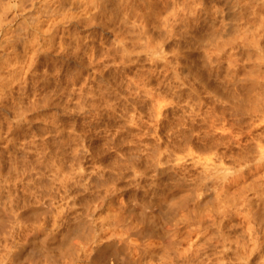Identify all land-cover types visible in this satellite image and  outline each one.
<instances>
[{"label": "rangeland", "instance_id": "rangeland-1", "mask_svg": "<svg viewBox=\"0 0 264 264\" xmlns=\"http://www.w3.org/2000/svg\"><path fill=\"white\" fill-rule=\"evenodd\" d=\"M18 1H21L22 6H19ZM151 1L152 0H150V1L149 0H136V1L134 0V2H133L134 6L136 5L134 10L136 11V13L133 12L132 15L138 14L136 18H139V19L138 20L134 19L135 21H133V24L135 26L133 27V29L135 28V30H137L136 27H138L139 21L142 20V18L147 19V21L149 23H151L152 21H155L154 25L157 24L158 27L161 25L160 26L161 29L163 28V26H162L163 23L159 22V21L163 20V22L165 21L168 23L164 27L165 29L163 28L161 31L162 33H164V36H162L161 32L159 33V34H161L159 36L158 32L155 31L156 29H151L152 27H149L150 28L149 29V32H150L149 35H151V37L149 39H150L151 45L153 47V51L155 52L154 53L155 55L154 54L151 55V53H149V52H148L149 54L146 52H140L139 53V51L142 50L141 47L145 43V40H144L145 38L141 37L140 39H138V37L136 36V34L138 33L137 31L130 30L131 31L130 32L129 30H126L127 33L123 32L124 34H127L126 36L124 34H119L120 37L118 38V36H117V38H115V36L112 32H110L106 28L104 29L103 26H100L99 23H97V21H90V22L87 21L89 24L85 23L83 21V22H80L78 24L76 17L80 18V16H82V18H84V16L86 17L88 14H87V12L83 13L84 11L81 10L83 7L81 9L79 6L77 7V3L75 4V2H76L75 0H0V20H1L0 21V103H1V105H0V119L2 118L1 122L5 123L6 127H7V125H9L10 127L14 126V127L19 128V129L10 128L9 130L15 129L13 131L14 134H12L13 136L14 135L15 136L14 137H11L12 135L8 136L10 138H13V140H16L17 144L15 143V141L12 142V140H11L10 145H9L10 148L4 147L6 144H3V142L5 143L7 141V139H9L7 137V135H4V137L5 136L7 137V138L6 137L4 138L5 140L3 139L0 141V143H1L0 144V154L2 153V155L0 156V159L1 160L3 159L4 164H5V165L3 164V166H2V168H3L2 172L4 173V171L6 170L4 168H6V167L8 168V166H9V168H8L9 170H6L5 173L8 174L10 172L8 174V176H10L12 174V172H14L13 170H11L12 168L10 166L12 163L9 162V159L7 158L9 156V154H7L5 148L8 149V151H9L8 153L11 154L13 151L15 152L16 149H19V147L18 148L16 147V149H15L14 146L15 145L20 146L21 142H22V147H20V149L18 150L19 152L16 151L17 153H15V155L17 154L16 155V164L18 167L20 165H21L20 167H22L21 163H24V165L25 164L28 165V163L31 164V162L33 160V166H32L33 169H31V165L28 166L30 168V170H32V171H30L28 168L29 171L27 170V173H26V175L27 174L30 175L29 179H27L28 175L26 176L25 174H22L21 176H23V177L19 178L20 174H18V178H19L18 182H17V179H16V181H14L12 179V184L15 183V184H13L14 187H11L13 185H11L10 182H11V178H13V177H14V179L17 178L16 173H13V176L11 175L12 177L11 176L8 177L7 174H5V173H4V175L1 174L2 172H1V167H0V172H1L0 174L2 175V176L0 175V178L5 177V175H6L5 178L0 179L1 180L0 182H2V180H3V182H2L3 184L0 183V201H1L0 204L2 205V207H3V204L5 207L7 205L6 203L8 202V203H10L11 206L14 207V208L12 207V209L17 212V210L21 207V205L23 204L22 206H24L25 205L24 203H26V201H27V203L28 202L29 203L31 202L32 204L35 203L33 205L30 203L29 206L37 209V208H39L40 202L41 201L43 202L44 197L47 196L48 194L49 195L52 194L51 189H53L54 195H52V197H54V198L57 197V198H55L56 201L54 203L55 209H58V207H61V208H59V210L62 209V210H60L61 214L63 213L66 215H68V214L70 215L72 212H74V213H72V215H70V216H73L77 212H80V213L81 212L82 213H85V212L88 213L89 212V215H90L89 218H90V220H92L93 224L98 225L99 222H101L103 224L104 223L106 224L108 222L112 223L113 218L114 219L116 218L117 213L119 214L122 212V206L124 205V202L125 203L130 202L132 204L135 203L136 205L140 204L141 206H143L144 204L147 203V200H148L147 198L151 197L150 194L153 190V188L151 186H150V188L148 187L151 184L150 182L153 181L152 179H156L155 181H157V180L160 181L161 177H163L165 175L164 172H167V174L170 173V175H173V172H169V171H173L172 170L173 167H171V166H173L174 162L172 163V161H170V163H167L169 167H167V164H160L161 166L163 165L162 166V169H163L162 172L164 173V175L159 174L158 175L159 179L156 178L157 176L150 174L152 169L156 168L155 166L152 167L153 165H151L152 168L150 167L151 171L148 169L147 170L148 172L145 173L146 175L148 174L146 176V178L144 176L143 178L139 179L140 177L137 176V174H135V172L133 170V166H131V163L134 161L136 162V159L138 157H140L141 155H144V157H142V158H145L146 157L145 154L146 153L149 154V152L151 151L150 148H154V147H152L153 145L156 148L158 146V143H161V145H164L165 143H167L170 140V139L167 140L169 135L174 136L175 131L177 130L178 126L184 128L183 124L186 122L188 123V121H186V120H188V118L192 119L193 116L195 117L193 119H196V122L193 124V126L198 125V127L196 126L197 130H196V127H192V125L187 124V126H189V125L191 126V127L190 126L188 127L189 130L186 128H185V130L182 128L180 129V127H179L178 129H180V130H178V132L176 131V134H178V133L182 134V132H184L186 135H191V136L193 134H195V135H193V137H194L193 143H197L199 141L197 138L199 136L202 137L204 134V137L206 138V140H205L206 146H207L208 142H209V145L214 146V150H212L209 153H205V154L211 155V153H214V151L216 152L217 148H218V152L220 149V155H221V150H223V149L225 151L223 150L222 155L224 153L225 156L227 154H229L228 153L229 151H232V153L231 152L230 153L234 155L233 158H235V156H237L238 154H239L238 155V157H239L242 152L243 153L245 152V150L248 151V152L247 151L245 152L246 154L250 153L249 155L252 157L257 156L256 155L257 154L256 148H255V144H254L255 142L253 141V137L257 136V138H259L261 140V143L263 142L262 144L264 145V120H263L264 115L261 113V115H263V118H261L260 115L249 114V112L247 111L249 106L247 105L248 102L246 101V100H248V97H247L248 92L242 91V90H247L248 84H250V82H251L250 78H253V77H251V76H253L251 74L255 71L258 64H261V65H258L259 67H257V68H259V69L258 70L256 69L257 73L255 72L256 74L254 75V78H257L255 80L259 81L260 83H263V85H264V79H263L264 78V76H263L264 75V61H263V63L257 64L256 61L254 60V54L256 53V56H257V53H258L257 50H255V48H253V47L252 48L251 47H249V48L248 47L247 48L241 47L242 45L240 44V42H238V44L235 43L232 48L226 47L225 55H224L226 58L224 56H222V59H219L218 61H215V58H212L211 59L212 62L210 64H208L209 62L207 59H204V57L206 56L205 55L206 51H207L206 54L209 55L212 52V48L216 42H223L224 39L228 41L231 38L230 35L232 34V29L236 26L235 23H237L236 22L237 18H235V17L238 16V15H234V14H238V10L233 9V6L231 7V5L235 4L234 2H236V0H234V2H232L231 0H227V1L226 0H194V1L193 0H181V1L175 0L176 3L174 2V0H158L160 2H157V0H156V4H157V5L155 4L156 6H158L159 5L158 3H160V6H158V7L159 8L161 7V10L158 8L159 12L157 10V7L155 5H153V2H155V0H153L152 2ZM164 1H166V2L164 3ZM246 1H249V0H246ZM140 2H141V4H140ZM194 2H196V3H194ZM72 3H74V7H73ZM162 3H164V4L161 5ZM167 3L171 4L172 7L175 5L174 8H176L175 9L176 12H175V10L173 11L172 7H170L171 5H168ZM181 3L184 5L182 6ZM178 5L181 7H179ZM139 7H141V8H139ZM169 7H170V9H169ZM182 8H184V9L182 10ZM229 9H230V11H229ZM170 10H171V13L169 12ZM149 12H151L150 16H149ZM179 12H181V13H179ZM81 13H83V14L81 15ZM174 13L177 14L176 17H175L176 14H174ZM213 13H215V15ZM147 14L151 19H153L152 21H151V19L149 20L148 16H146ZM154 15H155V17H152ZM156 15H158V17H157L158 19L156 18ZM161 17H162V19H161ZM163 17L165 20L163 19ZM168 17H170V18H168ZM177 17H179V18H177ZM154 18L156 20H154ZM172 18H173V22L171 20ZM176 18L178 21H176ZM184 18H186V19H184ZM159 19H161V20H159ZM218 19H221V22ZM230 19H232V20H230ZM182 20L183 21L185 20V22H183ZM204 20H206V21H204ZM136 21H137V23H136ZM156 21H157V23H156ZM94 22L97 26L94 25ZM181 22L184 24H181ZM130 23H132V22H130ZM224 23H226V24L224 25ZM230 23H232V25ZM81 24H83V25L81 26ZM130 26H132V25L130 24ZM239 26H240L239 28H242L243 25L240 24ZM100 27H101V29H100ZM165 30H167V33L165 32ZM178 30H180V31H178ZM216 30H218V31H216ZM220 32H222V33H220ZM169 33H170V35H169ZM179 33H180V35H179ZM128 34H129V36H128ZM213 34H214V36H216L215 37L216 41L214 39ZM60 35H61V37H60ZM257 35H255L254 41L255 42L258 41L259 48L263 49V53H264V37H263L264 36V30H263V33L259 32V34H257ZM198 36H201L200 40H198L199 39ZM134 37H136V38H134ZM158 37H160V39ZM161 37H163V38H161ZM203 37H205V38H203ZM157 38L159 40H157ZM120 39L121 40L124 39L122 43H121ZM127 39H129V40H127ZM133 39H135V40H133ZM209 40H212L213 44ZM200 41H201V43H200ZM72 42H73V44H71ZM193 45H194V48H193ZM202 46H203V48H202ZM125 47H127V48H125ZM44 48H45V50H44ZM123 48H125L124 50H126V51H124ZM161 48H163V49L161 50ZM198 48L199 49L201 48V49L199 50ZM81 49L82 50L84 49V50L81 51ZM77 50H79V51H77ZM131 50H133L132 51L133 53L131 52ZM249 50H251V51H249ZM201 51L202 52L205 51L204 52L205 56L202 55L203 53ZM227 51H229V52H227ZM88 52H89V54H88ZM231 52H233V53H231ZM119 53L121 54V56ZM164 53H165V56H164ZM246 53L250 56L252 55L253 56V57L251 56L252 59L250 56H249L250 57L249 59L245 58V57H247ZM100 54H103V55H100ZM115 54H117V55H115ZM227 54L228 55L232 54L231 60L233 61L232 62L233 63L232 68H231L233 77H231L230 79L228 78V75L226 73L227 67L225 64L226 63L225 60H227ZM237 54H238V56H237ZM72 55H73V57H72ZM76 55H77V57H76ZM111 55H112V58H111ZM263 56H264V54H263ZM30 57H31V59H30ZM103 57H104V59H103ZM72 58H73V60H72ZM205 58H207V56ZM85 59H86V61H85ZM233 59H235L237 62ZM220 60H221V62H220ZM105 61H106V64H105ZM213 61H215V63L217 62L216 65H215V63H213ZM160 62H161V64H160ZM207 64L211 65V66L208 67ZM60 65H62V66H60ZM153 65H154V68H153ZM194 65H196V66H194ZM210 67H211V69H210ZM140 68H141V70H140ZM213 69H215V70H213ZM253 69H254V71H252ZM188 70H190V71L188 72ZM110 71L111 72L113 71V72L111 73ZM209 71H211V72H209ZM245 71L246 72L252 71V73L249 74L250 72L246 73ZM163 72H165V73H163ZM196 72L198 74H195ZM239 72H241V73H239ZM51 73H53V74H51ZM156 73H159V74H156ZM139 74L140 75L142 74V75L140 76ZM66 75H67V77H66ZM192 75H194V76H192ZM131 76L133 77V79ZM138 77H139V79H138ZM194 77H195V79H194ZM83 78H84V80H82ZM167 78H169V79H167ZM198 78H199V80H197ZM218 78H219V80H218ZM131 80H134V81H131ZM136 80H138V81L136 82ZM247 81H249V82L247 85H245ZM125 82H127V83L131 82V83L126 84ZM188 83H189V85H187ZM23 84H24V86H23ZM145 84H146V86H145ZM183 84H185V85H183ZM128 85H129V87H128ZM156 85H157V87H155ZM179 86H181V87H179ZM222 86H224V87H222ZM146 87L148 90L146 89ZM177 87L179 89L181 88L180 90H182L181 91L182 94L180 96L177 95L178 91H180ZM233 88H234V91H233ZM212 89H213V91H212ZM73 90H74V92H73ZM47 91H49V92H47ZM101 92H102V95H101ZM226 92H228L229 94ZM235 92H236V94H235ZM245 92H246V94H245ZM135 93H136V95H135ZM187 93H189V95H187ZM224 93H226V94H224ZM10 94H13V95H10ZM86 94L88 96L87 99H86V97H87ZM161 94H162V96H161ZM216 94L217 95L219 94V95L216 96ZM230 94L231 95L235 94L236 97L238 98V100H237V98L235 99V95L234 96L232 95L233 97H231ZM4 95H5V97H4ZM186 95H187V97H186ZM194 95H195V98H194ZM245 95H247V96H245ZM150 96H151V98H150ZM141 97H142V99H141ZM104 98H105V100H104ZM146 98H149V99H146ZM226 98H228V99H226ZM229 98H230V100H229ZM10 99H12V100H10ZM41 99H42V101H40ZM43 99H44V102H43ZM167 99L169 100L168 102H167ZM239 99H241V100H239ZM30 100H31V102H30ZM64 100H65V102H64ZM173 100H174V102H176L175 104H174V102H172ZM236 100L239 103L243 102V104L240 105L243 110L239 108L240 106L236 105V103H238ZM104 101H105V103H104ZM162 101H164L165 103ZM185 101H187V102H185ZM234 101H235V105H236L235 109L233 108V107H235ZM32 102L37 103L39 105V107L37 106V104H35V106L32 105V104H34ZM46 102L48 104H46ZM109 102H110V104H109ZM245 102H247V103H245ZM21 103H23V104L25 103L24 106L26 105L27 107L26 108L24 106L23 107L25 109H28V110H27L26 116L23 113L21 116V119H18L19 120L18 121V120L13 118L14 116L10 117V116H12L10 110H12L11 105L16 104L19 106V105H22ZM172 103H173V105H172ZM28 104L31 107L33 106L34 110L33 109L30 110L31 107ZM52 104L54 106H52ZM102 104H103V106H102ZM122 104H123V106H122ZM133 104H134V106H133ZM245 104L247 105L246 106L247 109H244ZM3 105H5V106L7 105L6 107L11 108V109L8 110L6 107H5L6 108L5 109ZM61 105H62V107H61ZM200 105L202 107V110L196 111V112H198L197 114H199V115L201 114V116H202V113H204V112H206L208 114L207 115L205 113L208 118L206 120L207 123H204V124L201 122L200 118H198L199 115L197 116L195 114V110L198 109L197 107L201 108ZM2 106H3V108H2ZM165 106L167 109L165 108ZM36 107H37V109H35ZM59 107H60V109H59ZM185 108H186L187 112L184 110ZM238 109H240V110H238ZM4 110H8V111L6 112ZM192 110H193V112H192ZM241 110L242 111L245 110L246 113H248L249 115L246 114L245 112H243V114H245V115H243ZM262 110L264 111L263 108H262ZM127 112H129V113H127ZM160 113H162V114H160ZM171 113L174 114V116ZM179 114L181 115L180 116L182 119L181 122H179L177 119V118L180 119ZM7 115H10V116H7ZM5 116H7L6 120H4ZM27 116H29V117H27ZM166 116H168V117H166ZM182 116H184V118H185L184 120H183ZM30 117H31V119L36 118V119L31 120L33 123L30 121V119H29ZM166 118L169 119V122H171V123H169ZM11 119H13L14 121L13 120L11 121ZM23 119H25L26 122ZM197 119H199V121L201 123ZM211 119L214 121H217V122H214ZM43 120H44V122H42ZM158 120H160V121H158ZM208 120L210 121L211 124H212V122H214L215 126L212 124V127H216V128L213 129ZM7 121H9V122H7ZM16 121L18 122V125H17ZM174 121H176V122L178 121L177 123H179V124L177 125V127H176V125L174 127V124H177ZM250 121L253 123H251ZM19 122H22V123H19ZM231 122H233V123H231ZM10 123H12L11 124L12 126L10 125ZM172 123H173V126L170 125ZM196 123H198V124H196ZM225 123H227V124H225ZM180 124H182V126ZM28 125H30V126H28ZM50 125H51V127H50ZM110 125H111V127H110ZM208 125H210V126H208ZM229 125L232 126V129ZM3 126H5V125H3ZM206 126H208V127H206ZM59 127H62V128L59 129ZM63 127H65V128H63ZM210 127H211V129H210ZM227 127H229V129ZM28 128L29 129L32 128L31 129L32 134ZM39 128L40 129L42 128V130L40 132H37L40 130ZM70 128H71V130H70ZM165 128H168V129H165ZM198 128L203 129L204 131L203 130L201 131ZM204 128H206V131ZM7 129H4V130H7ZM156 129L158 131H156ZM194 129H195V131L193 132ZM222 129L223 130L225 129V130L223 131ZM24 130L28 131V133L26 132L28 135L25 133V135L22 136L21 132ZM68 130L71 132H69ZM198 130L200 131V133L198 132V134H197L196 132ZM191 131H192V134H191ZM229 131H230V133H228ZM247 131H250V132H247ZM33 132L36 134H34ZM159 132L161 134L167 133L169 135L166 134L164 137V134H162V136L157 134ZM203 132L209 133L208 135L209 136L211 135L210 138L208 135L207 136L205 135L207 133H203ZM10 133H11V131H10ZM29 133L31 134V137H30ZM153 133H155V135ZM227 133L231 135L229 137H231L230 139H232L234 143H232V141L230 139H228L229 137H228ZM19 134H21L20 137H19ZM38 134H40L42 138L39 137ZM176 134H175V136H176ZM36 135H37L38 139H37ZM51 135H53L52 137L54 138V140H53L54 143L52 141L53 138L51 139ZM156 135H159L158 136L159 138H157ZM234 135H236L239 138L237 139L236 136H235L236 138H234ZM32 136L34 137V139ZM68 136H69V138H68ZM166 136H168V137H166ZM196 136H198V137H196ZM15 137H16V139H15ZM23 137L25 140L21 139ZM55 139H57V140H55ZM78 139H80V141ZM49 140L52 141V143L48 142ZM60 140L63 143L62 142L60 143ZM174 140H176V138ZM215 140L217 141L216 145L219 146L217 148L215 147L216 145H213V143L216 142ZM228 140H230V143H228L229 142ZM43 141L45 143H43ZM235 141L238 142L239 145ZM39 142L41 144H37ZM7 143H9V142L7 141ZM48 143L50 144V146H51V144H55L57 146L55 147V145H52L50 147V146H48L49 145ZM24 144H26L27 147L23 146ZM29 144H31V145H29ZM59 144H61L64 147V150L67 151V152H65V154H67V155H65V158H66L65 160H67V161H66V163H64L65 164L64 175L67 172L68 176L65 175L67 177L66 179H68V182L71 183L70 184L66 181L65 186L68 189L66 187L61 188V186H58V185H56L57 187L56 186L53 187L54 185L52 187H51V185L50 186L49 185L43 186L42 183L40 184V182L39 183L36 182L38 180L37 178L40 176V173L42 172V170H39L41 166H38V165H40L38 163L41 159V155L44 156V154L39 155L40 154L39 152H41V150H44L43 153L46 152L47 156L53 157L52 154H49V153L53 152V150H56L58 148ZM155 144H157V145H155ZM244 144H246L248 146H246ZM11 145H12V147H11ZM28 145L31 146V148L30 147L28 148ZM33 145H34V147L37 146L36 149L39 152L36 149H34V150L32 149ZM242 145H244L246 147H244ZM96 146H97V148H96ZM23 147L26 148V149L24 148L26 151L27 150L29 151V149H31L29 151L30 153H31V151L36 152L35 154L39 153L38 155L40 158H37V159H39V161L37 159H35L38 155L35 156L34 153L30 154L27 151L26 153L31 155V156H28V154H26L24 152L25 150L22 149ZM46 147H48V148L50 147L51 149L49 148L50 150L49 149L47 150ZM52 147L56 148V149H52ZM146 147H147V149H146ZM11 148H13V149H11ZM73 148H75V149H73ZM70 150L73 152H71ZM128 150H130V151H128ZM22 152H24V154H26V155H24ZM225 152H227V153L225 154ZM19 153L22 154V156H20ZM69 154H70V156H69ZM218 154L219 153H217V156H218ZM231 154H229V155H231ZM18 155H19V158H18ZM179 155H181V154H179ZM182 155H184V154H182ZM212 155L214 156V154H212ZM229 155L226 157L224 156L226 158V160L223 159V162L225 163V161H226L225 165L226 166L229 165L228 167H232L233 162H232V158L231 159L229 158ZM47 156H44L46 159V162H47V160H49L48 158H46ZM21 157L24 158L25 161L21 160V163H18V161L20 162ZM206 157H210V156L208 155ZM238 157L236 159H238ZM6 158L8 160H6ZM26 158H28V159L26 160ZM127 158H128V160L129 159L132 160V158L134 160H132V162L130 161V163L127 160L128 163H126L125 164L126 166H124L123 162L125 163ZM73 159H75V160H73ZM28 160H29V162H28ZM65 160H64V162H65ZM70 160H72V161H70ZM78 160H80V161H78ZM49 161H51V159ZM183 161L185 162V165H188V163H190L189 161H191V160L186 159ZM26 162H28V163H26ZM75 162H78V163H75ZM9 163H10V165H9ZM35 163H36V165H35ZM252 163L254 166L255 162H251V164ZM116 164H117V166H116ZM143 164H144V162H143ZM70 165L72 166V168ZM107 165H108V167H107ZM165 166L167 167V169H165ZM228 167H227V169H229V172H230L231 168H228ZM35 169H36L35 172L38 171L37 174L39 176L34 172ZM41 169H42V167H41ZM69 169H71V170H69ZM164 170H166V171H164ZM261 170L264 171V167ZM119 171H121V172H119ZM180 171H182V170H180ZM28 172H30V173H28ZM133 172H134V174H133ZM152 172L155 173L154 170ZM261 172H259V176H261V175L263 176L264 172L262 174H261ZM32 173L36 174L38 176V177L36 176L37 178L35 180H34L35 176H33ZM69 173H72V176ZM149 174H150V176H154V177L149 178L150 177ZM160 175H162V176H160ZM69 176H70V178H69ZM111 176H112V179H111ZM134 176H135V178H134ZM30 177H31V179H30ZM100 177H101V179H100ZM23 178L25 179V182H28L30 180V182L32 183V184L30 183V185L27 184L30 187V189L28 191L25 190V189H27L28 186L23 181L24 180ZM83 178H85V179H83ZM165 178L163 177L161 180H164ZM4 179L6 181H8V179H10V181H8L9 184ZM19 181H20V183H19ZM166 182H162V183L164 184ZM36 183L42 185L43 187L39 186V185L36 186L37 185ZM81 183H83V184H81ZM146 183H148V185H146ZM249 183H251V180ZM25 185L27 187H25ZM31 185H33V187H31ZM166 185L168 186V182H167V184L163 185L164 187L161 185L158 188L156 187L157 189H155V191H156L155 194L163 193V191L166 190V187H167ZM49 187L51 189H49ZM58 187L62 190H59ZM146 187H147L148 191H147V189H145ZM8 188H9V191H8ZM22 188H23V190H22ZM43 188H44V190H42ZM54 188L57 189V191L59 190V192L63 191V189H66V191L60 192V193L58 192L59 193L58 194L57 191L54 190ZM140 188L141 189L143 188L146 191L143 189L141 190ZM40 189H41V192H40ZM45 189L47 191L46 192L47 195L45 194ZM149 189H150V191H149ZM163 189H165V190H163ZM35 190L36 191L38 190L39 194L38 193L32 194V192H35ZM26 191H27V193H26ZM29 191H31V192H29ZM157 191H159V192L162 191V192L159 193ZM6 192H10L9 195H7L8 193H6ZM29 193H31V195ZM40 193H42V194L44 193L45 195L42 197V195ZM65 194H67V195H65ZM176 194H180V192H176ZM17 195H18V197H17ZM38 195H40L41 197H39ZM8 196H10V201L15 200L14 204L8 201ZM41 198H43V199H41ZM66 198H67V200H66ZM38 199H41V201L39 202ZM60 199H62V200H60ZM6 200H7V202H6ZM57 201H60V202H57ZM66 201L68 203L70 202V205H72L69 210L68 209L66 210L65 209L66 207H64L65 204L67 203ZM4 202H6V203H4ZM22 202H24V203H22ZM15 204H18V205H15ZM36 204H38V205H36ZM14 205L17 207L15 208ZM26 205H28V204H26ZM34 205L36 207H34ZM96 205H97V207H96ZM117 205L119 206V208L117 207ZM18 206H19V208H18ZM88 206H90V207H88ZM94 206H95V209H94ZM62 207H64V210ZM87 207H88V209H87ZM21 209L22 208H20L19 210H21ZM55 209L51 208L50 211L45 212L46 214H44V212H43L42 213L43 215L41 214L37 220H41L43 218H46L48 220V223H50V220H52L53 213H55V211L59 212ZM90 211H91V214H90ZM134 219H136V218H133V221H134ZM7 224L10 225V222ZM7 224L3 225V227L4 226L6 227V230H8V228H9ZM263 224H264V221H263ZM109 231H108V233L103 235V239L107 238L110 235V233L112 231H110V232ZM116 233H118V231ZM1 234H0V236H1ZM24 240H25V236H22V237H19L16 241H18V243L19 242L22 243L20 245H24L25 248L23 249L22 252H23V257L25 255V258H26V255L31 256V248L32 247L29 246V244H26L25 242H23ZM153 241H154L153 243H155L156 245H162L161 243L166 241V239L160 241L159 239L156 240L154 238ZM4 246H5L4 242L0 240V261L5 258L4 259L5 261H1V263L3 264V262H4V264L5 263L7 264V262L9 260L7 259V256H6L7 252H6V254L4 253V250H5ZM45 246H49V245L48 244L44 245V248H43V249H46L45 251L50 253V254L48 253V255L52 259H53V257H54V259H57L56 258L57 252L49 249L50 246L48 248H46ZM47 252H44V253H47ZM2 254H5V255H3L4 257H2ZM51 255H53V256H51ZM35 256L34 257L31 256L32 260L35 258V260H33V261H36L37 263H39V261L41 260L40 261L41 264L46 262L45 259L43 260V257L42 258L39 257L40 259H38L37 258L38 254H37V257H35ZM31 258L30 259L28 258V260L31 261ZM64 258L65 257H63L61 259L62 264H65L64 261H66V258L65 259ZM27 261L26 262L24 261L23 264L28 263ZM61 263H59V264H61Z\"/></svg>", "mask_w": 264, "mask_h": 264}, {"label": "bare ground", "instance_id": "bare-ground-1", "mask_svg": "<svg viewBox=\"0 0 264 264\" xmlns=\"http://www.w3.org/2000/svg\"><path fill=\"white\" fill-rule=\"evenodd\" d=\"M75 4L77 3V7L79 6L81 10H83V13L87 12V16L84 18H82V16H80V18L76 17V20L78 22V24L80 22H85L88 23L87 21H97V23H99L100 26H103V28L109 30L110 32H112L115 36V38L120 37L119 34H124L123 32H126V30H133V31H137L138 33L136 34V36L138 37V39L145 38V43L144 45L141 47V51L140 52H146V53H151V55H153L155 52L153 51V47L151 45L150 42V37L151 35H149V27H152L151 29H156L155 31L158 32V34L162 31V29L168 24L167 22H163L159 21L162 19H159V22H162V26L163 28L161 29V25L158 27L157 24L154 25L155 21H152L153 19H151L150 13L149 12V16L148 14L146 16L149 17V20L151 19V23H149L147 21V19H143L139 21V25L137 28V30H135V28L133 29V27L135 26L133 24V21L138 20L139 18H136L138 14H134L132 15L133 12L136 13V11L134 10L135 6H134V0H75ZM136 1V0H135ZM150 1V0H149ZM153 1V0H152ZM151 1V2H152ZM181 1V0H180ZM194 1V0H193ZM227 1V0H226ZM232 2H234V0H231ZM19 2V6H22L21 1ZM139 2V1H138ZM157 2H160L157 0ZM166 1H164L165 3ZM175 2V0H174ZM202 2V1H201ZM237 2V3H236ZM236 2H234L235 4H232L231 7L233 6V9H237L238 10V14H234V15H238L237 17V23H235V27L232 29V34L230 35L231 38L227 41L224 39L223 42H216L212 48V52L208 55L205 53V55L207 56V58H205L206 56L204 55V52H202L205 57L204 59L208 60V64H210L212 62V58H215V61H218L219 59H222V56L225 55V50L226 47H230L232 48L234 46L235 43L238 44V42H240V44L242 45L241 47H253L255 48V50H257V56L256 53L254 54V60L256 61V63H263L264 61V56H263V49L259 48L258 45V41H254V37L255 35L259 34V32L263 33L264 30V0H236ZM143 3V2H142ZM147 3V2H146ZM145 3V4H146ZM164 3H162L161 5H163ZM176 3V2H175ZM184 3V2H183ZM196 3V2H194ZM214 3V2H213ZM73 7H74V3ZM141 4V2H140ZM156 4V0L155 2H153V5ZM160 6V3H158ZM168 4V3H167ZM166 4V5H167ZM182 4V3H181ZM186 4V3H185ZM199 4V3H198ZM209 4V3H208ZM230 4V3H229ZM148 5V4H147ZM157 5V4H156ZM155 5V6H156ZM171 5V4H168ZM174 5V4H173ZM184 4H182L183 6ZM189 5V4H188ZM206 5V4H205ZM226 5V4H225ZM158 6L157 10H158ZM175 6V5H174ZM174 6L172 7V5L170 7H172L173 11L176 9L174 8ZM179 6V5H178ZM192 6V5H191ZM203 6V5H202ZM211 6V5H210ZM76 7V6H75ZM142 7V6H141ZM139 7V8H141ZM147 7V6H146ZM169 7V9H170ZM181 7V6H179ZM195 7V6H194ZM167 8V7H166ZM193 8V7H192ZM138 9V8H137ZM161 10V7L159 8ZM164 9V8H163ZM168 9V8H167ZM171 9V10H172ZM180 9V8H179ZM184 8H182L183 10ZM232 9V10H233ZM141 10V9H140ZM171 10L169 11L171 13ZM188 10V9H187ZM195 10V9H194ZM90 11V12H89ZM172 11V12H173ZM224 11V10H223ZM230 11V9H229ZM89 12V13H88ZM159 12V10H158ZM176 12V10H175ZM199 12V11H198ZM203 12V11H202ZM235 12V11H234ZM75 13V12H74ZM81 13V15L83 14ZM142 13V12H141ZM178 13V12H177ZM181 13V12H179ZM183 13V12H182ZM217 13V12H216ZM230 13V12H229ZM153 14V13H152ZM151 14V15H152ZM157 14V13H156ZM168 14V13H167ZM173 14V13H172ZM176 14V13H174ZM215 15V13H213ZM86 15V14H85ZM160 15V14H159ZM218 15V14H217ZM171 16V15H170ZM177 16V14L175 15V17ZM230 16V15H229ZM147 17V18H148ZM152 17H155L152 16ZM158 17V15H156V18ZM174 17V16H173ZM182 17V16H181ZM215 17V16H214ZM146 18V17H145ZM160 18V17H159ZM167 18V17H166ZM170 18V17H168ZM179 18V17H177ZM176 18V21H178ZM218 18V17H217ZM135 19V20H134ZM158 19V18H157ZM164 19V17H163ZM186 19V18H184ZM225 19V18H224ZM154 20H156L154 18ZM165 20V19H164ZM173 22V18L171 19ZM221 22V19H218ZM223 20V19H222ZM232 20V19H230ZM1 21V20H0ZM183 21V20H182ZM206 21V20H204ZM74 22V21H73ZM132 22V23H130ZM158 22V23H159ZM175 22V21H174ZM185 22V20L183 21ZM192 22V21H191ZM218 22V21H217ZM226 22V21H225ZM137 23V21H136ZM157 23V21H156ZM180 23V22H179ZM89 24V23H88ZM130 24L132 26H130ZM181 24H184L181 22ZM226 23H224L225 25ZM232 25V23H230ZM234 24V23H233ZM240 24H242V28H239ZM83 24H81L82 26ZM86 25V24H85ZM91 25V24H90ZM93 25V24H92ZM94 25L95 22H94ZM172 25V24H171ZM219 25V24H218ZM97 26V25H96ZM84 27V26H83ZM159 28V29H158ZM180 28V27H179ZM183 28V27H182ZM101 29V27H100ZM165 29V28H164ZM206 29V28H205ZM228 30V29H227ZM154 31V32H155ZM180 31V30H178ZM177 31V32H178ZM185 31V30H184ZM199 31V30H198ZM218 31V30H216ZM215 31V32H216ZM100 32V31H99ZM131 32V31H130ZM153 32V33H154ZM165 32L167 33V30H165ZM229 32V31H228ZM152 33V34H153ZM162 33V32H161ZM165 33V34H166ZM184 33V32H183ZM222 33V32H220ZM227 33V32H226ZM93 34V33H92ZM134 34V33H133ZM185 34V33H184ZM199 34V33H198ZM230 34V33H229ZM58 35V34H57ZM70 35V34H69ZM111 35V34H110ZM125 36L127 34H124ZM161 34H159L160 36ZM170 35V33H169ZM180 35V33H179ZM207 35V34H206ZM218 35V34H217ZM223 35V34H222ZM261 35V34H260ZM53 36V35H52ZM59 36V35H58ZM95 36V35H94ZM98 36V35H97ZM108 36V35H107ZM129 36V34H128ZM156 36V35H155ZM158 36V35H157ZM162 36H164V33H162ZM183 36V35H182ZM181 36V37H182ZM188 36V35H187ZM214 36V34H213ZM258 36V35H257ZM262 36V35H261ZM61 37V35H60ZM122 37V36H121ZM216 36H214L215 39ZM264 37V36H263ZM123 38V37H122ZM126 38V37H125ZM136 38V37H134ZM156 38V37H155ZM160 39V37H158ZM157 38V40H159ZM163 38V37H161ZM166 38V37H165ZM199 38V39H198ZM198 40H200L201 36H198ZM205 38V37H203ZM207 38V37H206ZM220 38V37H219ZM218 38V39H219ZM68 39V38H67ZM66 39V40H67ZM86 39V38H85ZM189 39V38H188ZM221 39V38H220ZM60 40V39H59ZM73 40V39H72ZM88 40V39H87ZM105 40V39H104ZM107 40V39H106ZM121 40V39H120ZM119 40V41H120ZM124 40V39H123ZM123 40H121V43L123 42ZM129 40V39H127ZM135 40V39H133ZM143 40V39H142ZM153 40V39H152ZM151 40V41H152ZM180 40V39H179ZM186 40V39H185ZM197 40V41H198ZM213 40V39H212ZM209 40L210 42L213 41ZM49 41V40H48ZM82 41V40H81ZM216 41V39H215ZM214 41V42H215ZM63 42V41H62ZM102 42V41H101ZM125 42V41H124ZM199 42V41H198ZM78 43V42H77ZM81 43V42H80ZM133 43V42H132ZM141 43V42H140ZM160 43V42H159ZM164 43V42H163ZM189 43V42H188ZM201 43V41H200ZM55 44V43H54ZM58 44V43H57ZM73 44V42L71 43ZM124 44V43H123ZM134 44V43H133ZM139 44V43H138ZM157 44V43H156ZM155 44V45H156ZM161 44V43H160ZM186 44V43H185ZM260 44V43H259ZM53 45V44H52ZM109 45V44H108ZM113 45V44H112ZM132 45V44H131ZM137 45V44H136ZM135 45V46H136ZM158 45V44H157ZM167 45V44H166ZM50 46V45H49ZM89 46V45H88ZM93 46V45H92ZM104 46V45H103ZM125 46V45H124ZM138 46V45H137ZM51 47V46H50ZM69 47V46H68ZM107 47V46H106ZM240 47V46H239ZM61 48V47H60ZM78 48V47H77ZM76 48V49H77ZM83 48V47H82ZM92 48V47H91ZM108 48V47H107ZM114 48V47H113ZM127 48V47H125ZM123 48V50L125 49ZM133 48V47H132ZM194 48V45H193ZM203 48V46H202ZM73 49V48H72ZM80 49V48H79ZM85 49V48H84ZM83 49V50H84ZM134 49V48H133ZM139 49V48H138ZM163 48H161L162 50ZM197 49V48H196ZM199 49V48H198ZM201 49V48H200ZM199 49V50H200ZM45 50V48H44ZM47 50V49H46ZM74 50V49H73ZM81 49V51H83ZM113 50V49H112ZM172 50V49H171ZM203 50V49H202ZM237 50V49H236ZM59 51V50H58ZM79 51V50H77ZM90 51V50H89ZM126 51V50H124ZM133 50H131L132 52ZM198 51V50H197ZM247 51V50H246ZM251 51V50H249ZM40 52V51H39ZM136 52V51H135ZM200 52V51H199ZM229 52V51H227ZM235 52V51H234ZM62 53V52H61ZM73 53V52H72ZM71 53V54H72ZM133 53V52H132ZM148 53V54H149ZM233 53V52H231ZM249 53V52H248ZM89 54V52H88ZM92 54V53H91ZM120 54V53H119ZM123 54V53H122ZM126 54V53H125ZM138 54V53H137ZM136 54V55H137ZM235 54V53H234ZM247 54V53H246ZM250 54V53H249ZM33 55V54H32ZM35 55V54H34ZM84 55V54H83ZM103 55V54H100ZM117 55V54H115ZM147 55V54H146ZM155 55V54H154ZM176 55V54H175ZM201 55V56H202ZM91 56V55H90ZM119 56V55H118ZM121 56V54H120ZM165 56V53H164ZM180 56V55H179ZM238 56V54H237ZM246 56V55H245ZM250 55L247 54V57L245 58H250ZM256 56V57H255ZM73 57V55H72ZM77 57V55H76ZM82 57V56H81ZM95 57V56H94ZM102 57V56H101ZM135 57V56H134ZM138 57V56H137ZM225 57V56H224ZM232 54L228 55L227 54V60L226 61V73L228 75V78L230 79L232 76V60H231ZM253 57V56H252ZM251 57V59H252ZM36 58V57H35ZM67 58V57H66ZM79 58V57H78ZM99 58V57H98ZM112 58V55H111ZM119 58V57H118ZM144 58V57H143ZM181 58V57H180ZM226 58V57H225ZM244 58V57H243ZM31 59V57H30ZM76 59V58H75ZM83 59V58H82ZM93 59V58H92ZM91 59V60H92ZM101 59V58H100ZM104 59V57H103ZM73 60V58H72ZM77 60V59H76ZM97 60V59H96ZM157 60V59H156ZM170 60V59H169ZM235 60V59H233ZM54 61V60H53ZM81 61V60H80ZM79 61V62H80ZM86 61V59H85ZM100 61V60H99ZM111 61V60H110ZM118 61V60H117ZM161 61V60H160ZM215 61H213V63H215ZM236 61V60H235ZM251 61V60H250ZM91 62V61H90ZM158 62V61H157ZM207 62V61H206ZM221 62V60H220ZM237 62V61H236ZM254 62V61H253ZM42 63V62H41ZM77 63V62H76ZM92 63V62H91ZM95 63V62H94ZM163 63V62H162ZM217 63V62H216ZM215 63V65H216ZM37 64V63H36ZM35 64V65H36ZM51 64V63H50ZM87 64V63H86ZM97 64V63H96ZM106 64V61H105ZM104 64V65H105ZM155 64V63H154ZM159 64V63H158ZM161 64V62H160ZM159 64V65H160ZM189 64V63H188ZM207 64V65H208ZM223 64V63H222ZM236 64V63H235ZM56 65V64H55ZM91 65V64H90ZM103 65V66H104ZM239 65V64H238ZM251 65V64H250ZM254 65V64H253ZM261 65V64H258ZM257 65V67H259ZM25 66V65H24ZM44 66V65H43ZM50 66V65H49ZM54 66V65H53ZM62 66V65H60ZM132 66V65H131ZM164 66V65H163ZM196 66V65H194ZM201 66V65H200ZM206 66V65H205ZM211 65H208V67ZM234 66V65H233ZM256 66V65H255ZM56 67V66H55ZM67 67V66H66ZM108 67V66H107ZM116 67V66H115ZM140 67V66H139ZM142 67V66H141ZM145 67V66H144ZM147 67V66H146ZM157 67V66H156ZM169 67V66H168ZM218 67V66H217ZM225 67V68H226ZM252 67V66H251ZM256 69L258 70L259 68ZM30 68V67H29ZM35 68V67H34ZM80 68V67H79ZM154 68V65H153ZM160 68V67H159ZM167 68V67H166ZM238 68V67H237ZM244 68V67H243ZM19 69V68H18ZM32 69V68H31ZM57 69V68H56ZM74 69V68H73ZM124 69V68H123ZM211 69V67H210ZM254 71V69L252 71H254L252 73V71H247L249 74L253 75L250 78L251 82L250 84H248L247 81L245 85L248 84L247 90H242V91H247L248 92V100H246L247 105L249 106L248 109L246 108V104L244 109H247V111L249 112V114L251 115H260L261 118H263L264 115V111L262 110V108L264 109V85L263 83H260L259 81L255 80L257 78H254V75L257 73V71ZM58 70V69H57ZM64 70V69H63ZM114 70V69H113ZM141 70V68H140ZM157 70V69H156ZM215 70V69H213ZM19 71V70H18ZM37 71V70H36ZM51 71V70H50ZM54 71V70H53ZM66 71V70H65ZM75 71V70H74ZM145 71V70H144ZM166 71V70H165ZM168 71V70H167ZM182 71V70H181ZM190 70H188L189 72ZM20 72V71H19ZM26 72V71H25ZM49 72V71H48ZM111 72V71H110ZM113 72V71H112ZM111 72V73H112ZM138 72V71H137ZM211 72V71H209ZM243 72V71H242ZM246 72V71H245ZM246 72V73H247ZM256 72V73H255ZM263 72V71H262ZM21 73V72H20ZM50 73V72H49ZM56 73V72H55ZM77 73V72H76ZM81 73V72H80ZM121 73V72H120ZM143 73V72H142ZM162 73V72H161ZM165 73V72H163ZM231 73V74H230ZM238 73V72H237ZM241 73V72H239ZM244 73V72H243ZM48 74V73H47ZM53 74V73H51ZM104 74V73H103ZM124 74V73H123ZM137 74V73H136ZM159 74V73H156ZM169 74V73H168ZM187 74V73H186ZM195 74H198L197 72ZM200 74V73H199ZM213 74V73H212ZM20 75V74H19ZM61 75V74H60ZM63 75V74H62ZM111 75V74H110ZM140 75V74H139ZM142 75V74H141ZM140 75V76H141ZM146 75V74H145ZM148 75V74H147ZM151 75V74H150ZM184 75V74H183ZM182 75V76H183ZM221 75V74H220ZM248 75V74H247ZM14 76V75H13ZM17 76V75H16ZM47 76V75H46ZM82 76V75H81ZM106 76V75H105ZM134 76V75H133ZM139 76V77H140ZM157 76V75H156ZM166 76V75H165ZM172 76V75H171ZM194 76V75H192ZM199 76V75H198ZM197 76V77H198ZM264 76V75H263ZM45 77V76H44ZM67 77V75H66ZM123 77V76H122ZM132 77V76H131ZM138 77V79H139ZM161 77V76H160ZM196 77V78H197ZM259 77V76H258ZM16 78V77H15ZM19 78V77H18ZM46 78V77H45ZM65 78V77H64ZM63 78V79H64ZM75 78V77H74ZM110 78V77H109ZM113 78V77H112ZM111 78V79H112ZM171 78V77H170ZM178 78V77H177ZM182 78V77H181ZM245 78V77H244ZM263 78V77H262ZM69 79V78H68ZM133 79V77H132ZM152 79V78H151ZM169 79V78H167ZM187 79V78H186ZM192 79V78H191ZM195 79V77H194ZM264 79V78H263ZM31 80V79H30ZM54 80V79H53ZM79 80V79H78ZM84 80V78L82 79ZM173 80V79H172ZM182 80V79H181ZM199 80V78L197 79ZM219 80V78H218ZM66 81V80H65ZM70 81V80H69ZM75 81V80H74ZM87 81V80H86ZM134 81V80H131ZM138 80H136L137 82ZM145 81V80H144ZM184 81V80H183ZM229 81V80H228ZM233 81V80H232ZM262 81V80H261ZM47 82V81H46ZM58 82V81H57ZM73 82V81H72ZM85 82V81H84ZM103 82V81H102ZM152 82V81H151ZM160 82V81H159ZM178 82V81H177ZM188 82V81H187ZM220 82V81H219ZM223 82V81H222ZM231 82V81H230ZM238 82V81H237ZM236 82V83H237ZM25 83V82H24ZM79 83V82H78ZM119 83V82H118ZM126 84L131 83V82H125ZM164 83V82H163ZM167 83V82H166ZM172 83V82H171ZM191 83V82H190ZM201 83V82H200ZM42 84V83H41ZM104 84V83H103ZM148 84V83H147ZM199 84V83H198ZM225 84V83H224ZM233 84V83H232ZM235 84V83H234ZM33 85V84H32ZM45 85V84H44ZM62 85V84H61ZM68 85V84H67ZM117 85V84H116ZM124 85V84H123ZM132 85V84H131ZM160 85V84H159ZM185 85V84H183ZM189 85V83L187 84ZM206 85V84H205ZM220 85V84H219ZM218 85V86H219ZM236 85V84H235ZM24 86V84H23ZM34 86V85H33ZM43 86V85H42ZM77 86V85H76ZM81 86V85H80ZM90 86V85H89ZM133 86V85H132ZM146 86V84H145ZM178 86V85H177ZM203 86V85H202ZM29 87V86H28ZM35 87V86H34ZM61 87V86H60ZM108 87V86H107ZM106 87V88H107ZM122 87V86H121ZM129 87V85H128ZM157 87V85L155 86ZM173 87V86H172ZM181 87V86H179ZM207 87V86H206ZM224 87V86H222ZM246 87V86H245ZM5 88V87H4ZM3 88V89H4ZM39 88V87H38ZM53 88V87H52ZM79 88V87H78ZM119 88V87H118ZM144 88V87H143ZM160 88V87H159ZM167 88V87H166ZM178 88V87H177ZM176 88V89H177ZM204 88V87H203ZM226 88V87H225ZM74 89V88H73ZM128 89V88H127ZM137 89V88H136ZM147 89V87H146ZM174 89V88H173ZM179 89V88H178ZM181 89V88H180ZM179 89V90H180ZM190 89V88H189ZM219 89V88H218ZM224 89V88H223ZM236 89V88H235ZM240 89V88H239ZM245 89V88H244ZM34 90V89H33ZM78 90V89H77ZM96 90V89H95ZM94 90V91H95ZM114 90V89H113ZM148 90V89H147ZM152 90V89H151ZM156 90V89H155ZM196 90V89H195ZM204 90V89H203ZM210 90V89H209ZM3 91V90H2ZM42 91V90H41ZM67 91V90H66ZM89 91V90H88ZM131 91V90H130ZM143 91V90H142ZM175 91V90H174ZM182 90L178 91V96H180L182 94L181 92ZM205 91V90H204ZM213 91V89H212ZM222 91V90H221ZM231 91V90H230ZM229 91V92H230ZM234 91V88H233ZM240 91V90H239ZM4 92V91H3ZM6 92V91H5ZM21 92V91H20ZM49 92V91H47ZM74 92V90H73ZM77 92V91H76ZM90 92V91H89ZM88 92V93H89ZM92 92V91H91ZM123 92V91H122ZM167 92V91H166ZM196 92V91H195ZM210 92V91H209ZM225 92V91H224ZM30 93V92H29ZM87 93V94H88ZM217 93V92H216ZM228 93V92H226ZM224 93V94H226ZM4 94V93H3ZM9 94V93H8ZM21 94V93H20ZM25 94V93H24ZM41 94V93H40ZM43 94V93H42ZM77 94V93H76ZM75 94V95H76ZM86 94V96H87ZM104 94V93H103ZM143 94V93H142ZM151 94V93H150ZM170 94V93H169ZM175 94V93H174ZM215 94V93H214ZM223 94V93H222ZM229 94V93H228ZM236 94V92H235ZM234 94V95H235ZM246 94V92H245ZM13 95V94H10ZM9 95V96H10ZM23 95V94H22ZM102 95V92H101ZM100 95V96H101ZM136 95V93H135ZM145 95V94H144ZM173 95V94H172ZM187 95H189V93H187ZM186 95V97H187ZM219 95V94H218ZM216 94V96H218ZM231 95V94H230ZM233 95V94H232ZM231 95V97H233ZM242 95V94H241ZM19 96V95H18ZM30 96V95H29ZM36 96V95H35ZM97 96V95H96ZM104 96V95H103ZM110 96V95H109ZM131 96V95H130ZM146 96V95H145ZM152 96V95H151ZM150 96V98H151ZM155 96V95H154ZM162 96V94H161ZM165 96V95H164ZM169 96V95H168ZM222 96V95H221ZM220 96V97H221ZM244 96V97H245ZM5 97V95H4ZM12 97V96H11ZM21 97V96H20ZM25 97V96H24ZM85 97V96H84ZM94 97V96H93ZM92 97V98H93ZM106 97V96H105ZM148 97V96H147ZM158 97V96H157ZM176 97V96H175ZM193 97V96H192ZM208 97V96H207ZM42 98V97H41ZM44 98V97H43ZM46 98V97H45ZM88 98V96L86 97V99ZM91 98V99H92ZM97 98V97H96ZM117 98V97H116ZM133 98V97H132ZM138 98V97H137ZM161 98V97H160ZM184 98V97H183ZM195 98V95H194ZM223 98V97H222ZM236 95H235V99H236ZM241 98V97H240ZM22 99V98H21ZM35 99V98H34ZM109 99V98H108ZM142 99V97H141ZM149 99V98H146ZM165 99V98H164ZM214 99V98H213ZM228 99V98H226ZM7 100V99H6ZM12 100V99H10ZM37 100V99H36ZM46 100V99H45ZM48 100V99H47ZM50 100V99H49ZM53 100V99H52ZM105 100V98H104ZM133 100V99H132ZM153 100V99H152ZM151 100V101H152ZM208 100V99H207ZM230 100V98H229ZM238 100V98H237ZM236 100V101H237ZM241 100V99H239ZM244 100V99H243ZM22 101V100H21ZM42 101V99L40 100ZM54 101V100H53ZM67 101V100H66ZM109 101V100H108ZM157 101V100H156ZM169 100L167 99V102ZM177 101V100H176ZM217 101V100H216ZM219 101V100H218ZM226 101V100H225ZM31 102V100H30ZM36 102V101H35ZM44 102V99H43ZM65 102V100H64ZM94 102V101H93ZM144 102V101H143ZM164 102V101H162ZM174 102V100L172 101ZM183 102V101H182ZM187 102V101H185ZM200 102V101H199ZM238 102V101H237ZM3 103V102H2ZM34 103V102H32ZM103 103V102H102ZM105 103V101H104ZM145 103V102H144ZM161 103V102H160ZM165 103V102H164ZM170 103V102H169ZM176 102H174L175 104ZM22 105H11L10 107L12 108V110H10L12 116L14 119L18 120L21 119L22 114L24 113L25 116L27 114V110L25 109L27 106L23 103H21ZM34 103L32 105L35 106ZM46 104H48L46 102ZM110 104V102H109ZM132 104V103H131ZM147 104V103H146ZM149 104V103H148ZM152 104V103H151ZM185 104V103H184ZM239 104V105H238ZM241 104H243V102L241 103H236L237 106H240ZM1 105V103H0ZM29 105V104H28ZM88 105V104H87ZM98 105V104H97ZM108 105V104H107ZM112 105V104H111ZM125 105V104H124ZM173 105V103H172ZM191 105V104H190ZM196 105V104H195ZM234 105H235V101H234ZM233 107L234 109L236 108ZM4 108L7 106L3 105ZM2 106V108H3ZM25 108H24V107ZM30 106V105H29ZM28 106V107H29ZM37 106L39 107V105L37 104ZM52 106H54L52 104ZM59 106V105H58ZM100 106V105H99ZM103 106V104H102ZM123 106V104H122ZM134 106V104H133ZM176 106V105H175ZM189 106V105H188ZM217 106V105H216ZM231 106V105H230ZM243 106V105H242ZM263 106V107H262ZM31 107V106H30ZM29 107V108H30ZM49 107V106H48ZM62 107V105H61ZM101 107V106H100ZM107 107V106H106ZM142 107V106H141ZM148 107V106H147ZM151 107V106H150ZM170 107V106H169ZM174 107V106H173ZM201 107V105H200ZM204 107V106H203ZM262 107V108H261ZM8 110L11 108L6 107ZM5 108V109H6ZM41 108V107H40ZM81 108V107H80ZM108 108V107H107ZM112 108V107H111ZM121 108V107H120ZM158 108V107H157ZM156 108V109H157ZM166 108V106H165ZM172 108V107H171ZM175 108V107H174ZM184 108V107H183ZM195 110V114L198 116L199 114H197L198 112L196 111H200L202 110V107ZM228 108V107H227ZM238 108V107H237ZM240 109H242V107H239ZM33 109V106L30 108V110ZM37 109V107L35 108ZM60 109V107H59ZM106 109V108H105ZM149 109V108H148ZM152 109V108H151ZM159 109V108H158ZM167 109V108H166ZM182 109V108H181ZM194 109V108H193ZM204 109V108H203ZM229 109V108H228ZM233 109V110H234ZM238 109V110H240ZM8 110H4V111H8ZM34 110V109H33ZM32 110V111H33ZM153 110V109H152ZM151 110V111H152ZM161 110V109H160ZM174 110V109H173ZM176 110V109H175ZM186 111V108L184 109ZM218 110V109H217ZM243 110V109H242ZM246 113V111H242ZM3 111V110H2ZM63 111V110H62ZM66 111V110H65ZM64 111V112H65ZM156 111V110H155ZM159 111V110H158ZM29 112V111H28ZM37 112V111H36ZM55 112V111H54ZM126 112V111H125ZM124 112V113H125ZM148 112V111H147ZM187 112V111H186ZM193 112V110H192ZM203 112V111H202ZM225 112V111H224ZM223 112V113H224ZM240 112V111H239ZM4 113V112H3ZM14 113V114H13ZM59 113V112H58ZM111 113V112H110ZM129 113V112H127ZM152 113V112H151ZM189 113V112H188ZM206 112L202 113L199 115L198 118H200L201 122L207 123V116L205 114ZM219 113V112H218ZM261 113L263 115H261ZM8 114V113H7ZM10 114V113H9ZM29 114V113H28ZM53 114V113H52ZM63 114V113H62ZM65 114V113H64ZM142 114V113H141ZM162 114V113H160ZM159 114V115H160ZM164 114V113H163ZM172 114V113H171ZM177 114V113H176ZM239 114V113H238ZM248 114V113H246ZM248 114V115H249ZM115 115V114H114ZM123 115V114H122ZM149 115V114H148ZM167 115V114H166ZM174 116V114H172ZM183 115V114H182ZM208 115V114H207ZM245 115V114H243ZM5 119L6 120V117ZM116 116V115H115ZM138 116V115H137ZM161 116V115H160ZM172 116V117H173ZM181 115L179 114V117ZM196 116V117H197ZM206 116V117H205ZM220 116V115H219ZM237 116V115H236ZM29 117V116H27ZM26 117V118H27ZM37 117V116H36ZM48 117V116H47ZM144 117V116H143ZM165 117V116H164ZM168 117V116H166ZM213 117V116H212ZM221 117V116H220ZM55 118V117H54ZM150 118V117H149ZM157 118V117H156ZM174 118V117H173ZM176 118V117H175ZM183 120L185 119L184 116H182ZM191 118V117H190ZM193 118H195L193 116ZM189 119L186 120L188 121V123H184L183 127L178 126V128L180 127V129H188V127L190 125H192V127H198V125H194L193 124L196 122V119ZM214 118V117H213ZM251 118V117H250ZM8 119V118H7ZM30 121L32 119H36V118H29ZM43 119V118H42ZM57 119V118H56ZM144 119V118H143ZM162 119V118H161ZM167 119V118H166ZM179 122H181V117L180 119L177 118ZM176 119V120H177ZM239 119V118H238ZM13 119H11L12 121ZM25 121V119H23ZM41 120V119H40ZM149 120V119H148ZM157 120V119H156ZM165 120V119H164ZM169 122V119H167ZM199 121V119H197ZM210 120V119H209ZM208 120V121H209ZM212 120V119H211ZM222 120V119H221ZM248 120V119H247ZM255 120V119H254ZM260 120V119H259ZM264 120V119H263ZM2 118L0 119V141L3 140L5 137L4 135L10 136L13 133V130H9L10 128H17L18 127H10L9 125L1 122ZM10 121V120H9ZM7 121V122H9ZM14 121V120H13ZM19 121V120H18ZM56 121V120H55ZM59 121V120H58ZM150 121V120H149ZM153 121V120H152ZM160 121V120H158ZM163 121V120H162ZM161 121V122H162ZM173 121V120H172ZM177 121V122H178ZM214 121V120H212ZM242 121V120H241ZM23 122V121H22ZM19 122V123H22ZM26 122V121H25ZM32 122V121H31ZM44 122V120L42 121ZM52 122V121H51ZM50 122V123H51ZM60 122V121H59ZM86 122V121H85ZM127 122V121H126ZM142 122V121H141ZM165 122V121H164ZM167 122V123H168ZM176 122V121H174ZM173 122V123H174ZM176 122V123H177ZM200 122V121H199ZM200 122V123H201ZM217 122V121H214ZM214 122H212V124L214 125ZM251 122V121H250ZM15 123V122H14ZM17 125L18 122L16 121ZM15 123V124H16ZM24 123V122H23ZM33 123V122H32ZM84 123V122H83ZM154 123V122H153ZM171 123V122H169ZM173 123L170 124L173 126ZM210 123V121H209ZM233 123V122H231ZM253 123V122H251ZM5 126H3V125ZM12 123H10L11 125ZM29 124V123H28ZM161 124V123H160ZM177 124H174V127ZM187 124H190L189 126H187ZM198 124V123H196ZM211 124V123H210ZM211 124V127H212ZM218 124V123H217ZM227 124V123H225ZM248 124V123H247ZM14 125V124H13ZM103 125V124H102ZM182 126V124H180ZM221 125V124H220ZM244 125V124H243ZM252 125V124H251ZM9 126V127H8ZM12 126V125H11ZM21 126V125H20ZM30 126V125H28ZM55 126V125H54ZM57 126V125H56ZM128 126V125H127ZM154 126V125H153ZM156 126V125H155ZM158 126V125H157ZM210 126V125H208ZM206 126V127H208ZM215 126V125H214ZM224 126V125H223ZM232 129V126L229 125ZM5 127V128H4ZM51 127V125H50ZM58 127V126H57ZM111 127V125H110ZM163 127V126H162ZM166 127V126H165ZM191 127V126H190ZM196 127V130H197ZM210 127V129H211ZM221 127V126H220ZM219 127V128H220ZM226 127V126H225ZM250 127V126H249ZM253 127V126H252ZM8 128V129H7ZM24 128V127H23ZM27 128V127H26ZM25 128V129H26ZM53 128V127H52ZM62 127H59V129ZM65 128V127H63ZM98 128V127H97ZM102 128V127H101ZM177 128V132L178 129ZM213 129L216 127H212ZM223 128V127H222ZM229 129V127H227ZM256 128V127H255ZM7 129V130H4ZM22 129V128H21ZM20 129V130H21ZM29 129V128H28ZM32 129V128H31ZM29 129V131L32 134V130ZM40 129V128H39ZM38 129V130H39ZM56 129V128H55ZM159 129V128H158ZM163 129V128H162ZM161 129V130H162ZM168 129V128H165ZM176 129V128H175ZM200 129V128H198ZM206 131V128H204ZM221 129V128H220ZM247 129V128H246ZM19 130V131H20ZM23 130V129H22ZM34 130V129H33ZM42 130V128L37 131L40 132ZM71 130V128H70ZM189 130V129H188ZM201 131L203 129H200ZM208 130V129H207ZM223 130V129H222ZM225 130V129H224ZM223 130V131H224ZM227 130V129H226ZM11 131V133H10ZM17 131V130H16ZM48 131V130H47ZM69 131V130H68ZM104 131V130H103ZM127 131V130H126ZM125 131V132H126ZM156 131H158L156 129ZM155 131V132H156ZM160 131V130H159ZM175 131V130H174ZM175 131V134H176ZM182 131V130H181ZM195 131V129L193 130V132ZM204 131V130H203ZM209 131V130H208ZM211 131V130H210ZM213 131V130H212ZM28 133V131H22V136L25 135V133ZM71 132V131H69ZM68 132V133H69ZM79 132V131H78ZM130 132V131H129ZM153 132V131H152ZM161 132V131H160ZM157 133L159 135L162 136V134L164 133ZM186 132V131H185ZM198 132L200 133V131L198 130L196 133L198 134ZM222 132V131H221ZM227 132V131H226ZM232 132V131H231ZM239 132V131H238ZM250 132V131H247ZM16 133V132H15ZM26 133V134H27ZM34 133V132H33ZM173 133V132H172ZM202 133V132H201ZM203 133H207V132H203ZM230 133V131L228 132ZM227 133V134H228ZM30 134V133H29ZM30 134V137H31ZM36 134V133H34ZM61 134V133H60ZM134 134V133H133ZM155 135V133H153ZM167 134V133H166ZM164 134V137L165 135ZM173 135H169L166 136L168 137V139H170L167 143H165L164 145H161V143H158V146L155 148V146L151 145L154 148H150V152L149 154H145V158L144 155H141L140 157H138L136 159V162H132V160H134L132 158L128 160V158L126 159L125 163L123 162L124 166H126L125 164L128 163L127 160L132 162L131 166H133V170L135 172V174H137V176H139L141 178H143L146 175L145 173L148 172L147 170L149 169L151 171L152 167H156L155 169H152V171L154 170L155 173H153L152 171L150 172V174L157 176L156 178H158L159 174H163L165 173V175L163 176L165 179L161 180L163 177H161L160 181L156 179H152L153 181H151L150 185L148 186L150 188V186L153 188L152 192H151V197H148L147 199V203L144 204L143 206L136 205L134 202V204L130 203V202H124V205L122 206V212L121 213H117L116 218H113L112 223L108 222V223H101L99 222V224H93L92 220H90L89 218V212H85V213H80L77 212L76 214L72 215V212L70 215H66V214H61L60 213V209L61 207H58V209H55V198L57 197H52V195H54V191L53 189H51L49 187V189H51L52 194H48L47 195V191L45 189V194L47 196L44 197L43 202L41 201V199H38V201L40 202L39 204V208L35 209L33 207H30L29 204L31 203H24V205L20 208H22L21 210H19V206H18V210L17 212L14 211L12 209L13 206L10 205V203L4 202L6 203L7 207H3L0 204V240L4 242V253L7 256V259L9 260L7 262V264H23V262L27 261L28 258L30 259L31 256L37 257L38 254V259H40L39 257H43V260L45 259V263L42 264H59L61 263V259L63 257L66 258V261H64L65 264H264V171L261 170L264 167V145L261 143V140L259 138L253 137V141L255 142V148H256V157H252L248 154H246L245 152L247 150H245V154L241 153L240 156L238 157L235 156V158H233V154L232 151H229L228 153L231 154H227L226 156L229 155V158H232V167H228L226 166V161L225 163L223 162V159L226 160V156L222 155L223 150H221V155H220V149L218 152V148L219 146L216 145L217 141L215 143H213V145H216L215 147L217 148V151L214 153L208 154L210 157H206L208 156L205 153H209L212 150H214V146L209 145V142L207 143V146L205 144V140L206 138L204 137V134L202 137H198L197 139L199 140L197 143H193V134L191 135H186L184 132H182V134L178 133L176 134V136ZM188 134V133H187ZM192 134V131H191ZM209 133L205 134L206 136ZM211 134V133H210ZM233 134V133H232ZM28 135V134H27ZM39 137H41L40 134H38ZM48 135V134H47ZM156 135L157 138H159ZM240 135V134H239ZM15 136V135H14ZM13 135L11 137H14ZM21 136V134H19V137ZM35 136V135H34ZM53 135H51V139ZM132 136V135H131ZM140 136V135H139ZM209 136V135H208ZM211 136V135H210ZM209 136V138H210ZM231 136L230 134H228V137ZM233 136V135H232ZM236 135H234V138ZM259 136V135H258ZM6 137V138H7ZM29 137V136H28ZM33 137V136H32ZM37 137V135H36ZM79 137V136H78ZM115 137V136H114ZM133 137V136H132ZM138 137V136H137ZM9 139H7V141L9 143H7V141L3 144H6L4 147H9L10 142L13 140V138L8 137ZM27 138V137H26ZM42 138V137H41ZM69 138V136H68ZM176 138V140H174ZM231 137H229L228 139H230ZM233 138V139H234ZM239 137H237L238 139ZM16 139V137H15ZM23 140V138H21ZM29 139V138H28ZM34 139V137H33ZM38 139V137H37ZM49 139V138H48ZM50 139V140H51ZM60 139V138H59ZM84 139V138H83ZM111 139V138H110ZM163 139V138H162ZM201 139V140H200ZM208 139V138H207ZM216 139V138H215ZM5 140V139H4ZM18 140V139H17ZM48 141L51 142L54 140V138L52 139V141ZM57 140V139H55ZM80 141V139H78ZM156 140V139H155ZM154 140V141H155ZM160 140V139H159ZM233 142L232 139H230ZM230 140H228L230 143ZM38 141V140H37ZM75 141V140H74ZM112 141V140H111ZM136 141V140H135ZM158 141V140H157ZM166 141V140H165ZM195 141V140H194ZM18 142V141H17ZM62 141L60 140V143ZM76 142V141H75ZM109 142V141H108ZM120 142V141H119ZM142 142V141H141ZM207 142V141H206ZM236 142V141H235ZM31 143V142H30ZM43 143H45L43 141ZM54 143V141H53ZM63 143V142H62ZM83 143V142H82ZM238 143V142H236ZM1 144V143H0ZM17 144V143H16ZM19 144V143H18ZM37 144H41L40 142ZM47 144V143H46ZM45 144V145H46ZM49 144V143H48ZM105 144V143H104ZM103 144V145H104ZM132 144V143H131ZM145 144V143H144ZM143 144V145H144ZM211 144V143H210ZM226 144V143H225ZM31 145V144H29ZM28 145V148L31 146ZM55 145V144H51ZM134 145V144H133ZM146 145V144H145ZM157 145V144H155ZM209 145V146H208ZM233 145V144H232ZM239 145V143H238ZM246 145V144H244ZM242 145V146H244ZM14 146V145H13ZM23 146H26V144H24ZM36 146V145H35ZM40 146V145H39ZM50 146V144L48 145ZM50 146V147H51ZM57 145H55L56 147ZM112 146V145H111ZM147 146V145H146ZM248 146V145H246ZM244 146V147H246ZM12 147V145H11ZM15 149L16 147L20 149V147H22V142L20 146H14ZM13 147V148H14ZM27 147V146H26ZM33 150L36 149V147H34V145L32 146ZM42 147V146H41ZM49 147V148H50ZM54 147V146H53ZM52 149H56L53 148ZM78 147V146H77ZM239 147V146H238ZM7 154H9V156L7 157L9 159V162H11V170H13L14 172H12V176L13 173H16L17 178L14 179L11 178V185L12 184V179L14 181L18 182L19 178H22L23 176H21L22 174L27 173L28 170V166L31 165V169H33V160L31 162V164H29V160L28 165H24V163H21V160L25 161L24 158L21 157L20 162L18 161V163L22 164V167H18L16 164V155L15 153H17L16 151H18L19 149H16L15 152L13 151L11 154L8 153V149H6ZM10 148V147H9ZM11 148V149H13ZM25 147H23L22 149H24ZM40 148V147H39ZM48 147H46V149H49ZM97 148V146H96ZM107 148V147H106ZM139 148V147H138ZM26 149V148H25ZM24 149V150H25ZM45 149V150H46ZM51 149V148H50ZM49 149V150H50ZM69 149V148H68ZM75 149V148H73ZM72 149V150H73ZM102 149V148H101ZM136 149V148H135ZM140 149V148H139ZM147 149V147H146ZM145 149V150H146ZM23 150V151H24ZM31 149H29L30 151ZM37 150V149H36ZM40 150V149H39ZM227 150V149H226ZM229 150V149H228ZM28 151V150H27ZM26 150L24 151L25 153L27 152ZM28 151V153H30ZM38 151V150H37ZM44 150H41V152H39L38 154H44V156H47L46 152L43 153ZM71 151V150H70ZM77 151V150H76ZM80 151V150H79ZM90 151V150H89ZM100 151V150H99ZM98 151V152H99ZM130 151V150H128ZM225 151V150H224ZM19 152V151H18ZM21 152V151H20ZM24 152H22L24 154ZM65 152H67L66 150H64V147L59 144L58 148L56 150H53V152H48L49 154H52L53 157L51 156H47L46 158H48L49 160L51 159V161L47 160L44 156L41 155V159L39 161L40 158L38 154H35L36 152H32L31 153L38 155L35 159H37L39 161L38 166H41L39 170H42V172L40 173V176L37 174V172L39 171L37 168V172L36 169L34 170V172L39 176H37L36 174H33L34 180L37 178L38 180L36 182H40V184L42 183L43 186H50L51 187H55L56 185L61 186V188H65V184L66 181L68 182V179H66L68 176L67 172H66V176L64 175V169H65V164L67 160H65ZM73 152V151H71ZM144 152V151H143ZM231 152V153H230ZM241 152V151H240ZM248 152V151H247ZM4 153V152H3ZM26 153V154H28ZM30 153V154H31ZM119 153V152H118ZM117 153V154H118ZM217 153L218 156H217ZM227 152H225L226 154ZM20 154V153H19ZM24 154V155H26ZM95 154V153H94ZM120 154V153H119ZM118 154V155H119ZM181 154V155H179ZM184 154V155H182ZM206 156H205V155ZM214 154V156L212 155ZM2 155V153L0 154V156ZM4 155V154H3ZM96 155V154H95ZM138 155V154H137ZM20 156H22V154H20ZM28 156H31L28 154ZM70 156V154H69ZM212 156V157H211ZM225 156V157H224ZM238 157V159H236ZM3 158V157H2ZM6 158V160H8ZM19 158V155H18ZM17 158V159H18ZM29 158V157H28ZM26 158V160L28 159ZM82 158V157H81ZM122 158V157H121ZM34 159V160H35ZM68 159V158H67ZM78 159V158H77ZM76 159V160H77ZM102 159V158H101ZM109 159V158H108ZM189 159L191 161H189L190 163H188V165H185V162L183 160ZM228 159V158H227ZM65 160V162H64ZM75 160V159H73ZM115 160V159H114ZM123 160V159H122ZM121 160V161H122ZM72 161V160H70ZM80 161V160H78ZM170 161H172V163L174 162L173 166V171H169V172H173V175L167 174V172H162V166L160 164H167L170 163ZM7 162V161H6ZM144 162V164H143ZM231 162V161H230ZM251 162H255L254 166L253 163L251 164ZM8 163V162H7ZM37 163V162H36ZM35 163V165H36ZM78 163V162H75ZM91 163V162H90ZM120 163V162H119ZM4 164V160L0 159V167H1V172H2V166ZM69 164V163H68ZM72 164V163H71ZM74 164V163H73ZM115 164V163H114ZM251 164V165H250ZM5 165V164H4ZM10 165V163H9ZM89 165V164H88ZM119 165V164H118ZM128 165V164H127ZM151 165H153L151 167ZM8 166V165H7ZM71 166V165H70ZM75 166V165H74ZM96 166V165H95ZM113 166V165H112ZM117 166V164H116ZM122 166V165H121ZM129 166V165H128ZM161 166V167H160ZM253 166V167H252ZM93 167V166H92ZM108 167V165H107ZM151 167V168H150ZM167 167L168 164H167ZM167 167L165 166V169H167ZM231 168L230 172L229 169ZM9 168V166H8ZM7 167L4 168L6 170H9ZM20 168V169H19ZM70 168V167H69ZM72 168V166H71ZM94 168V167H93ZM114 168V167H113ZM120 168V167H119ZM126 168V167H125ZM110 169V168H109ZM5 170V171H6ZM30 170V168H29ZM28 170V171H29ZM71 170V169H69ZM74 170V169H73ZM118 170V169H117ZM131 170V169H130ZM182 170V171H180ZM4 171V170H3ZM4 171V173H5ZM32 171V170H30ZM90 171V170H89ZM129 171V170H128ZM166 171V170H164ZM168 171V170H167ZM180 171V172H179ZM262 171V172H261ZM0 172V173H1ZM8 172V171H7ZM121 172V171H119ZM133 172V174H134ZM259 172H261V174L263 173V176H259ZM4 173L2 172L1 174L4 175ZM10 173V172H9ZM8 173V174H9ZM30 173V172H28ZM73 173V172H72ZM72 173L71 174L72 176ZM124 173V172H123ZM0 174V175H1ZM7 174V173H5ZM7 174V176H8ZM18 174H20V177L18 178ZM95 174V173H94ZM149 174V176H150ZM10 175V176H11ZM15 175V174H14ZM28 175V174H27ZM26 175V176H27ZM2 176V175H1ZM8 176V177H10ZM11 176V177H12ZM28 175L27 179H29ZM37 176V177H36ZM136 176V175H135ZM134 176V178H135ZM148 176V177H149ZM154 176H150L149 178H153ZM162 176V175H160ZM6 177V175H5ZM5 177H1V178H5ZM16 177V176H15ZM104 177V176H103ZM0 178V179H1ZM70 178V176H69ZM72 178V177H71ZM24 179V178H23ZM26 179V180H27ZM31 179V177H30ZM74 179V178H73ZM85 179V178H83ZM101 179V177H100ZM112 179V176H111ZM251 180V183L250 180ZM5 180V179H4ZM22 180V179H21ZM20 180V181H21ZM33 180V179H32ZM33 180V181H34ZM71 180V179H70ZM69 180V181H70ZM1 181V180H0ZM6 181V180H5ZM8 181H10V179H8ZM6 181L8 184L9 182ZM13 181V182H14ZM19 181V183H20ZM25 182V179L23 180ZM74 181V180H73ZM85 181V180H84ZM99 181V180H98ZM168 182V186L166 187V190L163 191V193L161 194H155L156 191L155 189H157L160 185L163 186L165 184H167ZM3 182V180H2ZM0 182V183H2ZM22 182V181H21ZM29 182V183H28ZM28 182H25L26 185H30V180ZM147 182V181H146ZM162 182H166V183H162ZM5 183V182H4ZM34 183V182H33ZM36 183V186H42L40 184ZM70 183V182H68ZM3 184V183H2ZM32 184V183H31ZM71 184V183H70ZM83 184V183H81ZM96 184V183H95ZM170 184V185H169ZM21 185V184H20ZM23 185V184H22ZM25 185V187H27ZM73 185V184H72ZM76 185V184H75ZM74 185V186H75ZM146 185H148V183H146ZM145 185V186H146ZM35 186V185H34ZM35 186V187H36ZM42 186V187H43ZM144 186V185H143ZM11 187H14L11 186ZM29 187V186H28ZM25 190H29L30 187ZM31 187H33V185H31ZM41 187V188H42ZM57 187V186H56ZM70 187V186H69ZM142 187V186H141ZM157 187V188H156ZM164 187V186H163ZM17 188V187H16ZM39 188V187H38ZM37 188V189H38ZM48 188V187H47ZM67 188V187H66ZM144 188V187H143ZM142 188V189H143ZM151 188V189H152ZM32 189V188H31ZM59 190H62L58 187ZM68 189V188H67ZM70 189V188H69ZM141 189V188H140ZM141 189V190H142ZM147 189V187L145 188ZM143 189V190H145ZM161 189V188H160ZM5 190V189H4ZM23 190V188H22ZM39 190V189H38ZM37 190V191H38ZM44 190V188L42 189ZM54 190L57 191V189L54 188ZM59 190L57 191V193L59 192ZM9 191V188H8ZM15 191V190H14ZM26 191V193H27ZM34 191V190H33ZM35 190V192H32V194H39V191L37 192ZM66 189H63V191L60 192H65ZM146 191V190H145ZM148 191V189H147ZM150 191V189H149ZM23 192V191H22ZM21 192V193H22ZM31 192V191H29ZM41 192V189H40ZM44 192V191H43ZM59 192V193H60ZM159 192V191H157ZM162 192V191H160ZM159 192V193H160ZM176 192H180V194H176ZM8 193L7 195H9L10 192H6ZM58 193V194H59ZM67 193V192H66ZM87 193V192H86ZM2 194V193H1ZM14 194V193H13ZM31 195V193H29ZM42 195V197L45 195L44 193H40ZM68 194V193H67ZM65 194V195H67ZM73 194V193H72ZM176 194V195H175ZM75 195V194H74ZM149 195V196H150ZM179 195V196H178ZM12 196V195H11ZM22 196V195H21ZM34 196V195H33ZM36 196V195H35ZM39 197H41L40 195H38ZM72 196V195H71ZM89 196V195H88ZM2 197V196H1ZM18 197V195H17ZM25 197V196H24ZM85 197V196H84ZM14 198V197H13ZM20 198V197H19ZM76 198V197H75ZM5 199V198H4ZM12 199V198H11ZM36 199V198H35ZM63 199V198H62ZM60 199V200H62ZM79 199V198H78ZM67 200V198H66ZM77 200V199H76ZM80 200V199H79ZM78 200V201H79ZM87 200V199H86ZM8 201L14 204V201H10V196H8ZM18 201V200H17ZM37 201V200H36ZM84 201V200H83ZM1 202V201H0ZM33 202V201H32ZM35 202V201H34ZM38 202V203H39ZM60 202V201H57ZM67 202V201H66ZM122 202V201H121ZM37 203V202H36ZM12 204V205H13ZM32 204V203H31ZM35 204V203H33ZM32 204V205H33ZM65 204V203H64ZM94 204V203H93ZM18 205V204H15ZM14 205V206H15ZM38 205V204H36ZM54 205V206H53ZM29 206V207H28ZM72 205H70V202L66 203L64 207H66L65 209L69 210L70 207ZM74 206V205H73ZM77 206V205H76ZM116 206V205H115ZM2 207V208H1ZM17 206H15L16 208ZM34 207H36L34 205ZM64 207L63 210H64ZM85 207V206H84ZM90 207V206H88ZM87 207V209H88ZM92 207V206H91ZM97 207V205H96ZM117 207L119 208V206L117 205ZM14 208V207H13ZM51 208H54L55 210L59 211L55 213H53L52 215V220H50V223H48V220L46 218H43L41 220H37L38 217L44 212V214H46L45 212L50 211ZM57 208V207H56ZM75 208V207H74ZM82 208V207H81ZM99 208V207H98ZM95 209V206H94ZM40 210V211H39ZM19 211V212H18ZM67 212V211H66ZM91 214V211H90ZM43 215V214H42ZM112 218V217H111ZM133 218L134 219L133 221ZM136 220V221H135ZM10 222V225H8L7 223ZM97 223V222H96ZM7 224L8 225V230H6V227L3 225ZM6 225V226H7ZM3 227V228H2ZM5 228V229H4ZM112 231L110 233V235L107 238L103 239V235L108 233V231ZM118 233H116L117 231ZM109 231V232H110ZM25 236V240L23 242H25L26 244H29V246H31V256L25 255L23 257V249L25 248L24 245H20L22 243H18V241H16L19 237ZM156 240H165L163 243H161L162 245H156L155 243H153V239ZM22 241V240H21ZM3 244V243H2ZM49 245V246H45L46 248L49 247V249L56 251L57 252V259H53L48 255L49 252L45 251L46 249L44 248V245ZM26 246V245H25ZM52 247V248H51ZM2 248V247H1ZM42 249V250H41ZM44 250V251H43ZM50 250V251H51ZM42 251V252H41ZM47 252V253H44ZM2 254V257H4ZM50 254V253H49ZM5 256V257H6ZM53 256V255H51ZM64 258V259H65ZM5 259V258H4ZM4 259H2L1 261H5ZM60 259V260H59ZM35 260V258L33 259ZM31 258V261L28 260L26 264H41V260L39 261V263H37L36 261H33ZM37 260V259H36ZM0 261V264H2ZM30 261V262H29ZM33 261V262H32ZM32 262V263H31ZM4 264V262H3ZM6 264V263H5ZM62 264V263H61Z\"/></svg>", "mask_w": 264, "mask_h": 264}]
</instances>
